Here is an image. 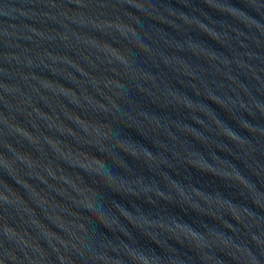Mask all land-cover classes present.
<instances>
[{"label": "water", "instance_id": "water-1", "mask_svg": "<svg viewBox=\"0 0 264 264\" xmlns=\"http://www.w3.org/2000/svg\"><path fill=\"white\" fill-rule=\"evenodd\" d=\"M0 264H264V0H0Z\"/></svg>", "mask_w": 264, "mask_h": 264}]
</instances>
